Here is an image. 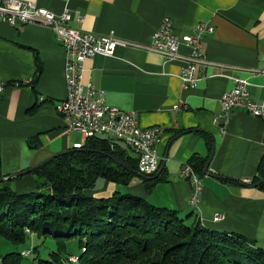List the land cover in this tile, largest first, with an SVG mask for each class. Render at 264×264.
<instances>
[{
	"label": "crops",
	"instance_id": "obj_1",
	"mask_svg": "<svg viewBox=\"0 0 264 264\" xmlns=\"http://www.w3.org/2000/svg\"><path fill=\"white\" fill-rule=\"evenodd\" d=\"M30 1L55 13L69 11L73 27L98 35L112 33L138 44L150 41L164 17L171 19L177 36L192 33L200 22L213 25L214 31L204 35L202 49L215 64L202 66L192 87L181 86L180 59L152 51L118 45L110 56L86 59V77L103 91L108 104L135 110L143 127H163L156 145V175L164 179L146 192L145 179L136 175L119 186L102 178V189H112L107 197L115 190L127 192L173 208L182 217L192 213L207 228L241 234L264 248V188L245 181L257 175L264 151V114L254 116L234 108L224 132L219 126L226 118L213 121L222 93L233 87L236 77L247 79L249 99L264 107V0ZM179 51L188 54L190 47L181 44ZM63 66L64 51L48 27L0 21V81L9 83L0 94L3 176L83 141L78 131L67 129L56 110L66 95ZM19 79L30 82L12 85ZM194 155L205 158L208 165L207 173L200 174L197 210L189 204L193 186L180 174ZM7 184L17 192H28L41 180L27 172ZM93 188L89 194L95 196ZM216 213L222 218L214 220Z\"/></svg>",
	"mask_w": 264,
	"mask_h": 264
},
{
	"label": "trees",
	"instance_id": "obj_2",
	"mask_svg": "<svg viewBox=\"0 0 264 264\" xmlns=\"http://www.w3.org/2000/svg\"><path fill=\"white\" fill-rule=\"evenodd\" d=\"M188 163L200 175L206 159L194 155ZM128 168L137 170L136 159L118 141L98 135L28 171L41 180L33 191L17 192L9 180L0 181V237L14 246L0 254V264H23L30 246L31 264H64L72 255L66 241L73 239L80 249L74 264H264V248L241 234L207 228L197 215L182 217L127 192L89 194L98 178L127 185L135 176ZM155 174L144 180L146 192L164 179ZM263 177L264 151L247 184L264 188ZM31 235L41 243L52 239L56 249L41 258Z\"/></svg>",
	"mask_w": 264,
	"mask_h": 264
},
{
	"label": "built area",
	"instance_id": "obj_3",
	"mask_svg": "<svg viewBox=\"0 0 264 264\" xmlns=\"http://www.w3.org/2000/svg\"><path fill=\"white\" fill-rule=\"evenodd\" d=\"M82 20L81 17L78 18ZM71 14L64 10L55 13L39 7L30 0H0V21L11 25L35 23L48 27L64 51V79L66 95L59 100L56 110L59 112L68 130L78 131L83 141L73 144V148H81L85 139L92 136H105L124 143L132 151L137 162V171L144 175H152L158 171V155L156 145L163 132L161 125L143 127L137 119L135 110H124L105 101L104 93L94 86L90 76L86 77L85 61L96 54L110 56L118 45L129 46L158 53L166 59H180L179 79L183 88L194 86L199 80L202 66L215 64L209 61L203 52L202 42L205 34L212 33L214 27L207 22L195 25L192 33L177 36L172 29L169 17H164L151 35L147 44H138L116 37L112 33L98 35L69 24ZM190 47L188 54H182L179 46ZM29 79L11 82L18 86L29 83ZM8 82L0 81V94L4 92ZM249 82L245 78H234V85L224 91L219 100V111L213 121L225 117L220 124V132L226 130L230 113L234 108H243L254 116H262L264 107L248 97ZM181 104V103H179ZM181 176L193 187L189 196V204L194 210L199 205L201 176L189 163L182 165ZM245 181L249 182L248 179ZM216 213L214 220L221 219ZM30 248L24 249V257L30 254ZM78 256L67 257V264H74Z\"/></svg>",
	"mask_w": 264,
	"mask_h": 264
},
{
	"label": "rangeland",
	"instance_id": "obj_4",
	"mask_svg": "<svg viewBox=\"0 0 264 264\" xmlns=\"http://www.w3.org/2000/svg\"><path fill=\"white\" fill-rule=\"evenodd\" d=\"M102 183H103L102 178L97 179V181L95 183V186H94L93 189H95L94 195L96 197H107V196H109L111 194V190L112 189L109 188V189L103 190L102 189ZM30 238L32 240V241H30L31 245L33 243L39 245V251L41 252L40 253V257L41 258L46 259L49 256L48 252H51V251L56 249V243L50 238H47V240H45L43 243H41V241H42L41 238L35 241L34 235H31ZM1 241H4L6 244L4 242H1ZM29 248L31 250L32 247L30 246ZM10 250H14V246L10 242H8V241H6V240H4L3 238L0 237V254L3 253V252L10 251ZM65 252L66 253L68 252L69 254L78 255L80 253V249H79V246H78V240L77 239H73V240H70V241H66V251ZM65 252H63V255L65 254ZM22 254H23L22 255L23 256V264H31V261H30L31 260V256H30L31 252L26 257H24V253H22ZM63 255H62V257H63ZM75 262H76V260L74 261V263ZM64 264H67L66 259L64 261Z\"/></svg>",
	"mask_w": 264,
	"mask_h": 264
},
{
	"label": "water",
	"instance_id": "obj_5",
	"mask_svg": "<svg viewBox=\"0 0 264 264\" xmlns=\"http://www.w3.org/2000/svg\"><path fill=\"white\" fill-rule=\"evenodd\" d=\"M66 152H68V150L63 151V152H60V153H57V154L50 155V156L46 157L45 159L41 160L40 162L36 163L35 165L29 167L28 169H24L23 171H20L18 173H14V174H11V175H7V176L0 177V181H7V180L11 179L12 177H15V176H18V175H23V174L27 173L28 171L32 170L33 168H36L38 166H41L42 164L46 163L47 161H49V160H51V159L59 156L60 154L66 153ZM110 157L116 163L121 164V165H124L119 159H117L115 157H112V156H110ZM128 169L130 171H132L136 176L141 177L143 179H150V178H152V176L144 175V174L140 173L137 170H133L131 168H128ZM207 170H208V165L206 164V166L204 167V173L205 174L207 173ZM262 182H264V177L261 178L260 181H259V183H262Z\"/></svg>",
	"mask_w": 264,
	"mask_h": 264
},
{
	"label": "bare ground",
	"instance_id": "obj_6",
	"mask_svg": "<svg viewBox=\"0 0 264 264\" xmlns=\"http://www.w3.org/2000/svg\"><path fill=\"white\" fill-rule=\"evenodd\" d=\"M22 253H24V252H22Z\"/></svg>",
	"mask_w": 264,
	"mask_h": 264
}]
</instances>
